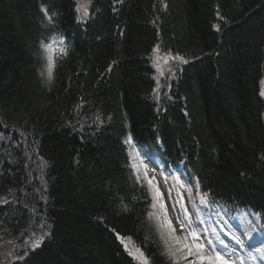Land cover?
Wrapping results in <instances>:
<instances>
[{"label": "trees", "instance_id": "1", "mask_svg": "<svg viewBox=\"0 0 264 264\" xmlns=\"http://www.w3.org/2000/svg\"><path fill=\"white\" fill-rule=\"evenodd\" d=\"M76 4L0 0V233L23 257L12 264H139L118 235L173 264L128 136L264 223V0H92L85 23ZM53 31L68 47L47 83L37 40ZM157 45L192 59L170 99L154 92Z\"/></svg>", "mask_w": 264, "mask_h": 264}, {"label": "rangeland", "instance_id": "2", "mask_svg": "<svg viewBox=\"0 0 264 264\" xmlns=\"http://www.w3.org/2000/svg\"><path fill=\"white\" fill-rule=\"evenodd\" d=\"M88 10H89V7H88ZM78 15H82V14L78 13ZM87 19H88V17L85 18L83 22H85ZM47 52L49 53V51H47ZM150 59H151L150 60L151 66L153 67L154 72H155L156 83L158 86H159V84H162V82L164 81V83L167 84V87H169L172 79L175 78L177 73L181 70L182 66L184 65V63H180L179 61L170 60L168 62V65L164 69V72H163L164 74L161 76L160 73L158 72L157 68H156L155 63H154L153 51L151 53ZM185 59L188 62L190 61L189 58H185ZM163 65H164L163 61H160V66L162 67ZM156 90H157V87H156ZM261 91H264V76L260 82V93H261ZM126 144L129 148L132 167L134 164L138 165V167H135V168L133 167L135 173L137 174V176L140 180H142L143 182L146 183V185L148 186L149 191L152 195V198H153L152 211L150 212L148 219H149L151 226L153 227V229L157 233L158 238L160 239V241H161V243L165 249L166 254L168 255L167 246L164 243V240L162 239L161 234H160V230H159L158 221H159V218L161 217V214L163 213V211L159 207V202L154 199V197L156 195L155 179L153 180V183L151 185L148 183L149 180H151L152 178H155L154 169L147 167V176H145L144 175L145 169L143 168L142 165L139 164V161L143 160V162H145L146 156L144 155L142 150H140L137 147H133V144H134L133 142L131 144H128V143H126ZM137 152L140 154L139 159L134 158L136 156ZM162 172H163V175L165 176L166 182L168 183L166 188H164V190L160 191V194L162 196V203L167 204L169 206V208L172 211H174L175 210L174 203L176 202V204L180 205L178 203V201L180 200V197L178 195H177L178 198L175 199V201H174L176 189H178L179 195L183 196V203H184L185 207L188 209L189 213L193 214V216H192V218L194 220L193 226L197 229L198 232L201 233V240L202 241L206 240V239H212L214 241L223 240L225 245H227L226 249L225 248H218L217 250L222 251V252L230 251L232 253V248H231L232 245L229 247L228 244L231 241H235L238 239L235 232H237L242 239H251L253 236H255V230H257L259 227H261V225L259 226V223H257L253 219L251 220V222H250V220H249V222H247V219H246L245 215H243V214L240 215V217H238L237 220H235V222H233V221L230 222V217L232 215V212L229 208L225 209V208L221 207L222 208L221 209L220 207L215 206L217 204H213L211 202H209L206 207L199 205L198 197L196 199V204L200 208V212H199V219L197 220L195 210L193 209L192 200H191L188 192L185 190V188L188 186V183H187L188 179L186 176H184L183 171L180 170L177 172V174H178L177 177H179V180H177V179H175V180L179 181V183L178 184L176 183L175 184L176 186H173L171 183V181L174 180L173 179L174 177H172V179L170 181V179H169L170 173L166 172L163 167H162ZM181 182L184 183L185 187H181ZM196 183H197L196 180L194 181V183L189 181V184H196ZM193 195L195 196L196 193L194 192ZM153 204H156L157 206L154 208ZM175 211H174V213H175ZM176 213H177V211H176ZM219 217H221L223 224H226L224 222L227 221L229 224L235 223V226H231L230 228L225 227L223 224L221 226L218 223L220 221ZM181 219H182V221L187 223V221L184 220L183 211L181 212ZM201 221H203V222H201ZM258 222H260V221L258 220ZM213 229L215 230V233H213ZM180 232H181V230H180ZM262 232H260V234ZM181 234H183V233L181 232ZM120 237H123V236H120ZM124 238H125L124 243H122L120 239L119 240L123 244L125 250L128 253H129V251H132L135 253V250L138 248L133 244L131 238L130 237H124ZM258 239L259 238L257 237V238H254V240L248 241L252 244V248L249 250V253L252 249H254V251L252 253H250V255H252V256L260 253V251H257V249L259 248V245L253 244V242L257 243ZM259 242H261V239L259 240ZM125 244H127V248L125 247ZM249 253H248V257H246L245 255H242L240 257L241 263L242 264H257L256 262L250 260ZM14 256H15V253H14L13 242L4 240L2 238V235L0 234V264H9L11 262V260L14 259ZM131 256L140 264V261L138 259H136L134 255H131ZM231 258L236 261V264H239V259L235 255L231 254ZM263 262H264V255L262 256L261 260H258V264H263ZM148 264H150L149 261H148Z\"/></svg>", "mask_w": 264, "mask_h": 264}, {"label": "snow or ice", "instance_id": "3", "mask_svg": "<svg viewBox=\"0 0 264 264\" xmlns=\"http://www.w3.org/2000/svg\"><path fill=\"white\" fill-rule=\"evenodd\" d=\"M117 3H122V0H116ZM163 2V0H162ZM92 0H77L76 4V12L81 13L82 15L77 16V21L80 23H83L84 19L89 16L88 7L91 5ZM167 7V5H164ZM41 11L44 12L45 17L48 20V23H54L53 17L51 15H48V12L43 7L41 8ZM98 11V9H97ZM219 15V13H218ZM223 19V17H220ZM217 30L219 31V27L217 26ZM63 43V41H61ZM46 49H51V45H43ZM65 54L64 49H61V55ZM154 54V63L157 67L158 72L162 76L163 70L160 66V61H163V63L166 65L170 60L179 61L180 63L187 64L188 61L183 57L179 55H173L168 50H164L162 52L159 45L154 47L153 49ZM49 63H48V69H47V78L49 81H52L53 79V69L55 65V60L52 56H49ZM43 75V73H42ZM159 83V82H158ZM261 96H264V91H261ZM2 138V137H0ZM126 143L131 144L132 138L129 136L126 141ZM139 153H136L135 159H139ZM139 164L143 166L145 169L144 175L147 176V165L144 164L143 160L139 161ZM133 167H138V165L134 164ZM155 178H152L148 181V183L151 185L153 183V180ZM175 179L179 180V177H175ZM181 187H185L184 183L181 182ZM185 190L188 192L192 204L193 209L196 213V219H199V212L200 208L196 204V199L198 197L199 199V205L207 206L208 201V194L205 192H202L200 190V186L198 183L196 184H189ZM196 193L194 196L193 193ZM155 200L159 202V207L164 213L165 221L164 224L161 225V227H167L168 229V235L170 239L174 242V246L168 247V256L173 261V264H180V261H185V264H236V261L231 258V252L230 251H219L218 248H227V245H225L223 240L214 241L212 239H206L201 240V233L197 231V229L193 226L194 220L192 218L193 214L189 213L188 209L185 207L183 203V196L180 197V200L178 203L180 204V208L183 211L184 220L187 221L185 223L184 221H178L179 228L183 235L177 236V228L173 227L171 219H168V209L165 207V205L162 203V196L159 192V189H156V195L154 197ZM3 203H8L7 200H3ZM157 205L153 204V207L155 208ZM257 217H259V213H255ZM203 222V221H201ZM213 233H215V230L213 229ZM118 239L121 240L122 243H124L125 238L120 237L118 235ZM236 243L240 244L241 247L244 246V242L242 240L237 239ZM40 245V241H34L32 244L33 248H37ZM125 247L127 248V244H125ZM257 251H260V249H257ZM129 255H134L136 259L140 261V264H148L147 257L144 256V253L140 251V249H136L135 253L132 251H129ZM189 257H192L193 259H189ZM19 259H23V257H18Z\"/></svg>", "mask_w": 264, "mask_h": 264}, {"label": "bare ground", "instance_id": "4", "mask_svg": "<svg viewBox=\"0 0 264 264\" xmlns=\"http://www.w3.org/2000/svg\"><path fill=\"white\" fill-rule=\"evenodd\" d=\"M88 11H89V16H88V19H89V17L91 16V9L89 8ZM44 39L45 38H42L41 37V38H39L37 40V52H39L41 50V44H42V42H43ZM171 53L174 54V55H179V56L185 57V53H183V54H180L178 52H176V53L175 52H171ZM40 56H41V54H40ZM150 56H151V54H150ZM150 56H148L149 59H150ZM185 58H187V57H185ZM42 59L44 60V65H45L48 60L45 59L43 57V55H42ZM191 60L192 59H190V61L187 64H184L182 66L181 70L183 69V67H185L186 65H188L191 62ZM167 65L168 64H166V65L164 64L161 67L162 70H163V72H164V69L166 68ZM153 82H154V92H155V94H157V95H163L164 94L167 98H169V99L171 98L170 91L173 89V82H174L173 80L170 82V86L169 87H167V84L164 83V81L162 82V84H159V86H158L157 83H156V77H155V72H154V74H153ZM156 87H157V90H156ZM146 162L147 161H145L144 164ZM149 166H151L154 169V171H159L161 169V165L159 164V162H158L157 159H151ZM160 178H162V176H158L157 175V177H155V184H156L155 185V191L158 188L159 189V192L162 191V190H164V185L161 182ZM164 205L168 209V219H171L172 224H173V227H176L177 228L176 235L177 236L183 235L180 232L179 223L177 222V217L174 215L175 214L174 211H172L167 204H164ZM164 221H165V217H164V213H162L161 214V217L159 218L158 224H159V230H160L161 237L164 240V243L166 244L167 249H168L169 246H174V242L170 239V237L168 235V229H167V227L166 226L165 227H161V225L164 224ZM244 247H245V245H244ZM234 248H236V247L234 246ZM236 250L239 251V248H236ZM240 254H241V252H237V256H239ZM189 259L191 260L193 258L192 257H189ZM180 264H185V261H180Z\"/></svg>", "mask_w": 264, "mask_h": 264}]
</instances>
